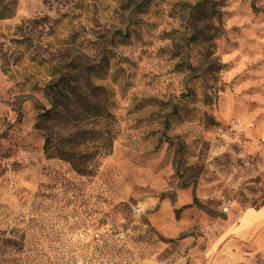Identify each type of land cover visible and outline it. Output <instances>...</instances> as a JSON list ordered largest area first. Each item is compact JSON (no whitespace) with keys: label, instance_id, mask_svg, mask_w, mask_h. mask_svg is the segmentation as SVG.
<instances>
[{"label":"rangeland","instance_id":"1","mask_svg":"<svg viewBox=\"0 0 264 264\" xmlns=\"http://www.w3.org/2000/svg\"><path fill=\"white\" fill-rule=\"evenodd\" d=\"M64 74L106 106L87 117L113 139L93 177L34 128ZM144 261L264 264V0H18L0 20V264Z\"/></svg>","mask_w":264,"mask_h":264},{"label":"trees","instance_id":"2","mask_svg":"<svg viewBox=\"0 0 264 264\" xmlns=\"http://www.w3.org/2000/svg\"><path fill=\"white\" fill-rule=\"evenodd\" d=\"M17 2L0 0V20L14 15ZM72 82L73 78L64 74L44 86L48 109L37 114L34 128L43 135L45 155H54L79 175L93 177L97 167L94 162L96 156L107 157L111 153L113 139L103 136L109 133L107 127H98L103 119L87 117H97L106 106L100 99L87 101L85 96L76 95ZM73 106H78L80 112L75 113ZM163 125L167 126V120ZM178 150L180 152L181 148Z\"/></svg>","mask_w":264,"mask_h":264},{"label":"crops","instance_id":"3","mask_svg":"<svg viewBox=\"0 0 264 264\" xmlns=\"http://www.w3.org/2000/svg\"><path fill=\"white\" fill-rule=\"evenodd\" d=\"M143 264H152V263H150V261H144Z\"/></svg>","mask_w":264,"mask_h":264},{"label":"built area","instance_id":"4","mask_svg":"<svg viewBox=\"0 0 264 264\" xmlns=\"http://www.w3.org/2000/svg\"><path fill=\"white\" fill-rule=\"evenodd\" d=\"M119 239H123V235H118L117 236Z\"/></svg>","mask_w":264,"mask_h":264}]
</instances>
